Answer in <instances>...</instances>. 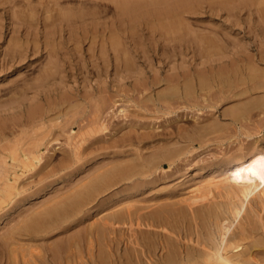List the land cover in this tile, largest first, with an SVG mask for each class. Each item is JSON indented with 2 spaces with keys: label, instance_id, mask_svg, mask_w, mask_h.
Wrapping results in <instances>:
<instances>
[{
  "label": "bare ground",
  "instance_id": "bare-ground-1",
  "mask_svg": "<svg viewBox=\"0 0 264 264\" xmlns=\"http://www.w3.org/2000/svg\"><path fill=\"white\" fill-rule=\"evenodd\" d=\"M31 1L32 0H30L29 2L31 3ZM114 1L116 2L115 6L113 7L115 8V10L112 11L111 9L110 10L108 9L109 11L112 12L111 13V15L113 16L112 23L109 20L107 24L105 23L106 21L102 22L98 17V15H96L95 13H88L86 16L80 15L79 17H74L72 13V9L75 6H73V8H69L71 5L68 4L69 7H66V6H62V4L59 3L60 5L58 4L59 5L58 7L56 5L57 2L55 3L57 8L54 6L53 7L48 6L51 4H48L49 2H46L48 5L45 4L47 6H44L42 13L44 14V16L41 15V18L35 15V11H34L35 9L33 8L32 11H34L35 16L34 17L32 16V18H28V17L26 18V16L20 15L18 19H16L14 18V14L13 16L11 14V22H9L10 25L9 27L8 25H6L8 28H10V31L12 33V34L10 33L11 35H9L10 38L8 37V40L3 39L4 33L2 31V28L4 27V24L0 22V82L3 81L2 78L9 76L13 72L23 74L24 68L27 67L32 68L34 65L38 64L37 67H35L38 68L37 69L38 71L35 74L32 75L27 74L24 77L19 75L22 78L19 79L17 82H14L13 85H10L6 88H1L4 85L0 87V220L6 219L9 215L15 213L17 210L21 208L23 204H25L24 202L26 200L25 179H26V175L29 174L30 170H35V172L33 173L34 175L38 176L37 178L33 176L35 179H33L32 181H34L35 184L38 185V188L34 190L32 193H30L31 194L30 197H31L35 194H40V192L44 188H46L47 185L52 184V187L55 188V185L59 183L57 182V180L61 179V181H66L69 175H74L78 170L82 169V167L85 166V163L88 160H90L91 158L90 154L91 155L94 154L93 148H98L99 152L100 153L102 152L103 155H105L104 151H102L101 149L104 150L105 148L106 150L108 148L107 150H109V148H112L115 150L116 149L115 147H117L116 152L118 153V155L115 157L116 159H111L110 161L108 157L109 162L105 161L107 163L104 162L105 164H100L94 169L89 168L88 171L83 175V177L81 178L79 177V179H77V182L71 187L69 186L68 188L61 189L60 191H57V193H54L50 198L44 200L41 204L37 205V207L30 210H25V213L19 219H17L16 223L13 224L10 229H8L4 234L0 236V240L3 241V244L6 249L5 254L7 258L4 262H1V264H53L54 262L50 263L48 261H38L35 258L31 260L27 256L29 254L25 256L26 257L25 260L24 257H22L23 260H19V255H20L19 253L20 252L24 253V247L26 246L25 245L26 243L24 244L19 240H17L18 236L19 235L21 236L24 232L40 234L42 233L43 230L46 231L47 229L52 228V226L54 225H63L64 222L68 227L69 224L66 222L68 220L69 221L73 220L75 218L73 216L77 214L79 210H81L82 206L88 200H90L92 196L95 195L97 197L98 195L96 194L100 193L101 195L102 194L101 192L104 191L103 190L104 187L108 188L107 186L112 184L118 185L120 182L124 180H126L125 185H122L125 186L122 189L124 195H133L134 193L140 191L144 192L150 190L151 192L149 194H147V192L144 193L141 192L142 194L140 196H137L139 194H137L136 196L134 195L137 204H135V202H132L133 201L132 200L131 204L128 203V205H126L125 203L124 204L125 206L122 205L124 207L121 206L122 203L117 205L114 204L113 206L110 207L102 206L105 201H108L107 199L115 200L118 197H120L121 193L120 190L117 188V190H115L116 197L111 194L110 196L103 195L104 197L102 198L100 197V199H98L99 202H97L98 204L96 205H100L101 207L100 214L98 215V217L95 215L97 220H95V216L94 218L91 217L94 220L93 222L90 220V222H92V224H90L91 226L94 224L96 225V223H99L97 225L98 227H100V231H105V232L110 229L115 230L118 226L119 227L117 229L120 230L121 228L120 226H122L123 223L128 224V225L125 224L124 225L131 230L130 232L128 229L126 230V232L127 231L130 232V233L128 232L129 234L128 242L129 244L133 243V245H131V248L134 249L135 262H133L132 259L134 255L132 256V258L130 255L132 249H130V247L127 245L124 253L125 260L123 261V264H264V133L258 136V138H254V139L252 138V140L249 139L251 141H249L248 143H246L245 140L246 138L245 139L243 138V140L240 139L241 142L239 143V148L237 150H233L231 154L229 152L228 153L225 152V154L222 156L216 155L215 158H213L207 163L205 162L199 163L198 165H196L194 173L192 174H189L188 173L189 171L188 172L182 171L184 167L179 171V168L183 166L180 165V167H178V172L181 173H179V175L176 176L178 177L176 179H178L179 182L172 184V180H173L172 179L171 183L163 182L162 184L161 182L159 183L158 186H156V184L160 182L159 180L162 178V177L160 178L162 172H160L161 175L158 176L157 173L159 171L158 172L156 171L160 170L158 168L162 169L161 166L163 165L164 160H167V162L170 165L168 167L170 168L173 165H175L177 162H179L183 154L189 153L193 156L199 155L197 151L199 150L202 151L200 149L201 147L199 148V146H203L204 143L205 146H207L209 144L207 143V141L210 139L208 137L209 134L215 132L216 130H219V127L225 126L224 122H221L220 120H216L217 122L215 123L214 126V124H208L203 122L200 123L201 122L200 121L199 122L200 125L198 126V128L195 127L196 129L192 130L193 132L190 130V128L189 130L191 132L188 130V128L182 125L180 126L178 125L179 127L175 128V130L173 131L175 135H173L172 133L168 134L173 139L176 138L175 142L178 145L175 146L174 148L171 145H170L171 147H168L166 145L167 146L166 148L160 151L152 152L149 155L148 153L147 155H144L143 154L144 151L142 153L140 147H139L140 154L134 152V153H127L125 155H121L122 152L127 151V148L129 149L131 146L127 147L126 150H124L125 149L124 147H126L127 145L129 146L130 145L129 143L131 142L135 143L133 142L134 141L133 139L134 136L132 135L133 132L128 131V129H124V131L127 130L128 132L127 131L122 132V134L120 133L119 135L113 134V136L114 135L116 136H114V138L112 137L113 140L109 141L108 144L106 143L107 145L104 144L105 140L104 141L101 140L103 139L101 138L102 136L100 137L97 136L96 133L98 131L102 132V129H105L108 125L107 123L109 122L108 120L109 118L107 119L108 122L106 120V116L108 115L107 112L108 109L106 108L113 106L112 101L110 100L113 97V95H111L112 94L111 93L110 94L111 98L106 99L108 96L106 92L110 91L109 90L110 86L106 85L107 84L106 83L107 81L105 80L106 78L105 79L103 78L101 80L98 79L96 84L93 85L91 84V89H87L89 85L86 83H88L87 81H89L90 79L92 80L93 77L95 78L104 77L103 76L104 74L106 73L108 74L110 72L114 73L115 76L120 78L127 76V74L129 75V77L130 76L134 77L136 81L135 80H134L135 82L132 81L133 84L131 89L125 91V89L122 88L121 86V88L117 89L116 91L117 94L116 93L115 94L117 96L118 94H120L119 96H121V94L125 93V94H129L130 96L132 92L129 91H133L134 94L140 93L142 94L141 96L143 97V99L148 102V106L150 101L153 102V104H155L156 107H158V110L156 109L157 111L163 110L166 113L168 112L167 111L168 108L166 109L165 107H163L164 104H161L162 102H164L163 99L169 100L168 97H171L170 101L172 102V99H174L172 97H175L176 100L180 98H185L184 94H182L180 91L179 93H177L176 89L180 87L183 77L185 80L186 78L188 80L189 76H188V72L185 70L179 68V71H177L178 62L176 65L169 66L170 63H173L171 61L172 59L166 60L168 61L167 64L171 70V72L169 73L167 72V74H165L166 73L165 72L163 75L161 74L160 76H158L155 74L157 72H155L154 74H148L146 72L145 74L146 76H144V74L141 75V73H145L146 71L145 67L138 62L136 56L138 54L150 55V53L153 51L156 52L155 54L159 53L161 56L167 55L170 57L172 56V54L176 55L188 51L187 49L189 42L188 40H186V38H188L186 36L190 35L188 33L191 32V29L189 27L190 23L188 24V20H187L188 13L191 14V12H195L198 5H201L200 0H114ZM210 1H211L210 6L212 5L214 7L213 10L215 9L216 6L217 7L220 6L219 8L224 7L225 9L227 8L229 13L234 15L235 17H238L241 11L243 10L245 11V8H250L251 13L253 12L258 13L257 18L258 17L259 18L257 21L258 24L257 25L255 24L256 29L264 32V0H210ZM23 2L25 1H22V3ZM40 2L41 1H39V3ZM39 3L36 4L40 5ZM25 4L26 3H23L24 6ZM208 4L207 7H209ZM35 8L37 9V7ZM39 10L40 8L38 9V11ZM20 12H22L21 14H25L26 8L22 9V11ZM202 13L203 12H201V14ZM229 13L228 16L230 15ZM218 14L217 16H219ZM29 16H31V14ZM241 17H243L242 14ZM201 23L203 24L202 21ZM204 23L206 24L205 21ZM250 25H251V21H250ZM214 26L216 27V25ZM212 30H214V28ZM64 31L69 32L70 40H73V42H71L66 46L62 45L63 44L62 40H60L61 42H59V36L62 35ZM194 32L195 31L191 33H193L194 35L195 34ZM198 32L201 31L198 30ZM231 33H233V31ZM204 34L207 35L206 36L202 35L200 37L197 36L199 37V39H197V44L193 45V47L194 48L196 47L197 51H200L203 55H205L204 57L207 58L206 64L209 70L211 68L213 69L216 68L217 70V74L219 75L218 81L220 84V91H221L217 102H219L220 104H225V103L228 104L230 100L236 99L237 101L236 104H233L234 105L233 107L228 108L224 106V109L222 110V114L224 116H230V118L232 117L231 118L232 124L230 123V125L232 126L234 123L237 124L240 121L244 122L245 119L247 120V118L250 120L252 109L253 108L256 109V107L259 108L256 115H260L262 118H264V67L262 65L264 63V46H262V44H259L258 42L256 48L255 47L251 48L248 45L246 47H243L242 44H239L241 41L237 43V41H233L227 38L226 37L227 32L224 35V37L218 35L220 39L209 36L208 35L209 33H206V31L204 32ZM221 34L223 36V33ZM85 40H88L91 43V44L89 43L91 46L88 48L89 49L88 56L83 55L84 51L81 50L82 48L81 43L84 42ZM178 41L182 42L180 46L177 43ZM64 48H66V50ZM46 54L47 57L45 60H43V57ZM73 54H76L77 56L81 54L82 60L79 61L78 63L74 62L72 58ZM158 59L159 58H157V60ZM75 68H77V71L79 70L80 73L83 74L81 75L84 76L83 79L84 85H80V86H83L85 89H81L80 87L73 86L74 92L64 93L58 101L50 100L49 98L55 95L57 91H59L60 85L62 83L67 82L64 80L65 78L63 73H67L68 70L70 69L73 70ZM204 68L206 67L204 66ZM92 74H94L93 77ZM195 74L197 75V73ZM70 75H72V73ZM197 77H199L200 79L201 82L200 84L204 85L203 82L205 78L207 79V74L200 73L197 75ZM94 80L96 79H93V81ZM162 81H166L167 84L174 85V86L172 85V88L175 91L170 96L167 95L166 92L164 91L167 89L164 90L162 89L153 93L152 89H154V86H156V84L158 83H161ZM75 82L77 81H74V83ZM7 83H11V81H8ZM186 84L187 85L189 84L188 81ZM164 86L161 87L164 88ZM114 87L115 86H113L112 88ZM194 89L195 88H193V90ZM184 93H186V91ZM209 93H211V91ZM185 95H187V93ZM118 98L115 100L112 98V100L116 102V100L117 101L119 100ZM46 99L48 101L43 102V100ZM204 99L202 101L206 102L204 101ZM106 100H110L111 103L109 101L108 102L112 105L109 104L110 105L109 106ZM27 101H30L28 108L25 107ZM170 101L168 103H170ZM115 102L114 104H116ZM121 102L120 104H122ZM132 102L133 101H131V105ZM177 102H180V100H178ZM173 103H175V101H173ZM117 104L116 106L119 107V104L118 105ZM165 104L169 105L167 104V102H165ZM128 105H130V103ZM143 105H146L145 102L143 103ZM158 105H161V107H159ZM177 105H179V103ZM133 106L134 103L132 105V108ZM183 106H185V104ZM152 108H154V106ZM136 109L137 106H135V108L132 109V111ZM138 109L142 110L141 107H139ZM130 110L131 109H129L128 106L123 111H127V112L129 111L128 113H130ZM105 111L107 112V114H105L106 113ZM206 111L208 110L206 109ZM112 112H114V108ZM114 113L116 114L115 117L117 116L118 118L119 117L118 115H120L121 117L122 113L117 114L116 111ZM138 114L136 115L138 116ZM158 114L161 113L159 112ZM150 115L153 116V114ZM155 115L157 116V114ZM111 116H112L111 121L113 122L114 115L111 114ZM131 116L130 119H134L133 114ZM186 116L188 115L186 114ZM260 116H258V118ZM170 117H172V114ZM170 117H168V119ZM195 117L194 119L197 118ZM130 119H128L127 121H129ZM150 119L151 118H149V120ZM162 119L166 120L167 116L166 118H162ZM170 119L174 120L173 118ZM154 120L153 121L150 120L153 126L155 125ZM180 120H182V118ZM132 121L135 120H131L129 122L131 123ZM141 121H136V123ZM114 122L118 123L117 121ZM151 122H148V124L150 123L149 125H151ZM175 122L177 123L176 120ZM162 123L161 126L163 125ZM112 124L110 125V127L108 125V128H112L113 127ZM139 124L137 123V125ZM116 125L119 126L118 124ZM124 125L125 124H123V126ZM143 125L144 124L142 123L141 126ZM169 125H171V123H169ZM227 125L230 126L226 121V131L228 127ZM242 125L244 124L242 123ZM262 125L263 124H261V126ZM128 126L132 127V125L130 124H128ZM58 128H60V131H58L59 130ZM144 128H142V130H144ZM107 130L106 131L109 133V129ZM114 130L112 129V131ZM116 130H118V128ZM106 131L102 133L105 134L107 133ZM135 131H137V129ZM229 131L230 130H228V132ZM64 132H67L66 138H67L68 149L67 150L65 149L64 152L62 151L63 152L62 155L60 154V156H56L57 154L51 151V149H54L55 145L54 147H50L51 146L50 143L53 144L52 143L53 141L59 140L60 135L63 134ZM117 132L118 131H116V133ZM166 132L167 131H165L164 133ZM218 132H219L218 135H220V131ZM153 134L154 133H152V135ZM238 134L236 132L237 138L240 137V135ZM246 134L247 137L252 136L250 132L249 133L247 132ZM63 135H65V133ZM136 136L138 137V140L141 141L142 143H144L143 142L144 139L146 140V138L150 137L147 136V134L145 133H141V131ZM164 136L166 135L164 134ZM103 137L104 139L107 140L106 136L103 135ZM210 137H212V135ZM216 142L218 144L219 143L221 144V142L219 141ZM142 143L140 144L142 145ZM140 144L139 146H141ZM137 145L138 144H136V146ZM197 147L199 148V150L196 151ZM153 149L149 151H152ZM206 149L207 147L205 148V150ZM193 150L197 152V153L195 152L197 155H194L195 153L193 154L190 153L191 151L193 152ZM49 151H51L52 153L51 152L49 153ZM55 151L57 150L55 149ZM199 156H201V154ZM190 162L194 163V160L193 162L192 160ZM187 165H185V167ZM70 168L72 169L71 171L70 170L66 171L67 169ZM62 171L63 173H61ZM155 172H156L155 175L158 177L156 176L151 177V175H154ZM170 173L174 174L175 172L172 173L170 171ZM168 175L172 177V175L170 174ZM185 175H187L186 178L180 180ZM166 176L164 177L167 178ZM42 187L44 188L42 189ZM146 187H148L149 190H147ZM110 191H112V189H110ZM86 226L87 225H85V227ZM85 229L88 228L86 227ZM72 230L74 231V229ZM92 231L93 230H91V232ZM100 237L101 239H103L102 236ZM90 240L87 242H90ZM93 241L92 243H94ZM116 241L114 240V242ZM92 243H91L92 247L90 248L91 251H93L92 248L94 246L92 245ZM87 246L88 248L90 247L89 245ZM98 246L102 247L105 245L102 246L98 245ZM73 247L72 244L71 245L67 244L65 246H62V249L65 251L67 257L66 259L64 258L65 260L59 259V261L56 263L74 264L75 262L72 261V253H73V249L75 248ZM107 247L109 248V246ZM113 247L116 248V246ZM53 248H54L53 249L54 254L58 256L61 250L60 247L55 246ZM103 249H105V247ZM100 250L101 249H99L98 251L100 252ZM31 251L34 250H32L31 248V250L28 252L31 253ZM39 251L40 248L36 249L35 253L40 254ZM105 253H106V249H105ZM77 254H79V252H77ZM30 255L33 258L32 254ZM106 255H108V253H106ZM21 256L23 255L21 254ZM41 257L42 256H40V258ZM92 257L93 255L91 256V258ZM101 257H103L102 254Z\"/></svg>",
  "mask_w": 264,
  "mask_h": 264
},
{
  "label": "rangeland",
  "instance_id": "rangeland-1",
  "mask_svg": "<svg viewBox=\"0 0 264 264\" xmlns=\"http://www.w3.org/2000/svg\"><path fill=\"white\" fill-rule=\"evenodd\" d=\"M6 0H2V1H0V22H2L3 24H4V27L2 28V31H3V33H4V37H3V39L4 40H8V37L10 38V36L9 35H11L12 33H11V31H10V28H8L9 27V25H10V23L9 22H11V14H12V16H13V14H14V18H16V19H18V17L21 15H24V16H26V18L28 17V18H32V16L34 17L35 15L36 16H38L39 18H41V15H43L44 16V14H42L43 13V8H44V6H47L48 4H51V5H48V6H51V7H56L57 8V6L59 7V5L60 4H62V6H66V7H69V5H71L69 8H73V6H75L73 9H72V13H73V16L74 17H79L80 15H84V16H86L88 13H95L96 15H98V17L100 18V20L102 21V22H105L106 24H107V22H109V20H110V22L112 23V18H113V16L111 15V11H109L110 9L113 11V10H115V8H113L114 6H115V4H116V2L114 1V0H44V1H42V0H39V1H41L40 3H39V1H37V0H34V3L36 2V3H39L40 5H38V4H34L33 3V0L31 1V3L28 1V0H19V1H14V0H7L6 2H5ZM10 1V2H9ZM14 1V2H13ZM20 1H21V3H20ZM22 1H25V2H23V3H26L25 4V6L23 5V3H22ZM55 1V2H54ZM59 1V2H58ZM74 1V2H73ZM85 1V2H84ZM88 1V2H87ZM102 1V2H101ZM105 1V2H104ZM109 1H110V4H109ZM201 1V5H198V7H199V9H198V7H197V9H196V11L195 12H191V14L190 13H188V24H189V27H190V29H191V32H193V31H195L194 33V35H193V33H188V34H192L191 36L190 35H188V36H186V37H188V38H186V40H188V51H185V53H180V54H172V56H165V55H160L159 53H157V54H155L156 52H151L150 53V55H142V54H136L137 56H136V59L138 60V62L139 63H141L144 67H145V73H141V75H143L144 74V76H146L145 74H146V72L148 73V74H154L155 72H157V73H155L156 75H158V76H160L161 74L163 75L165 72V74H167V72L169 73V72H171V70H170V68H169V66L170 65H176L177 64V62H178V64H177V67H178V70L177 71H179V68L180 69H182V70H185V71H187L188 72V80H187V78H186V80L188 81V85L186 84L187 83V81L184 79V77H183V80H182V82H181V85H180V89L178 88V89H176V91H177V93H179V91L182 93V94H184V96H185V98H180V99H177L176 100V98L175 97H172V98H174V99H172V102L170 101V98L171 97H168L169 98V100H167V99H163L164 100V102H162L161 104H164V106L163 107H165L166 109H167V113L165 112V111H157L158 110V107H156L155 106V104H153V102H150L149 101V106H148V102L147 101H145L144 99H143V97L141 96L142 94H140V93H136V94H134V92L133 91H129V92H132V94H130V96H129V94H125V93H123V94H121V96H119L120 94H118V96L116 95L117 94V89L118 88H121V86H122V88H124L125 89V91H128V89H131L132 88V81L133 82H135L136 80H135V78L134 77H129V75L127 74V76H125V77H123V78H120V77H117V76H115L114 75V73H112V72H110V73H106V74H104L103 76L104 77H93V75L94 74H92V77H93V79H96V80H94L93 81V79L91 80H89V81H87L88 83H86V84H88L89 86L87 87V89H91V84L93 85V84H96L97 83V81H98V79H105L107 82V84L106 85H109L110 87V91H108V92H106V94L109 96H107V98L106 99H108V98H111V96H110V94L111 95H113V99L115 100V99H117L118 97H122L121 99L120 98H118L119 100L117 101L116 100V102L114 101V100H112V98L110 99L111 101H112V104H113V106H111V107H109L110 105H112V104H110L111 102H110V100H106L107 102H108V105L109 106H107V107H109V108H106V109H108V115L106 116V120L108 119L109 120V122L111 121V119H112V116H111V114L112 115H114V117H113V119H114V121H117L118 123H115L114 121L112 122H108V120H107V122H105V123H107L108 125H109V127H110V125L112 124V128H108V125H107V127L105 128V129H102V132H105L107 129H109V133L107 132V133H105V134H103L102 132H100V131H98L96 134H97V136H102L101 138H103V139H101V138H99V139H101V140H105L104 141V144H108L109 143V141H111V140H113V138H114V136H116L117 134L119 135L120 133L122 134V132H126L127 130H125L124 131V129H128V131H132L133 133H132V135L134 136V141L133 142H135V143H129L130 145L128 146H126V147H124L125 149L124 150H126V148L127 147H132V149H131V147L128 149L127 148V151H124V152H122V154L121 155H125V154H127V153H134V152H137V153H139L140 154V150H141V152L143 153V151H144V155H147V153H148V155L150 154V153H152V152H156V151H160V150H162V149H164V148H166L167 146L168 147H175V146H177L178 144L175 142L176 141V138H172V137H170V135H168V134H173V135H175L174 133H173V131L175 130V128H178L180 125H182V126H184V127H186V128H188V130H189V128H190V130L192 131V130H194V129H196V128H198V126L200 125L199 124V122L200 123H208V124H214V126H215V123L217 122L216 120H220L221 122H224V124H225V126H221V127H219V130H216L215 132H213V133H211V134H209V140L207 141V143H209L207 146H205V143H204V145L203 146H199V148L202 150V151H200L199 150V148L197 147V149H196V151L197 150H199V151H197L198 152V154L200 155L201 154V156H199V155H197L196 153V151H194L193 150V152L191 151L190 153H195L194 155H197V156H193V155H191V154H189V153H186V154H183L182 155V158L179 160V162H177L175 165H173L172 167H168V166H170L169 165V163L167 162V160H164L163 161V165L161 166L162 167V169L161 168H158V169H160V170H157L156 172H158L157 173V175L158 176H160L161 174V176H160V182H158V184H156V186H158L159 185V183H161L162 182V184H163V182L164 183H168V182H170L171 183V180H172V184L173 183H177V182H179V180L178 179H176V178H178V177H176V176H178L179 175V173H181V172H178V167H180V165H183V166H181V168H179V171H180V169H182L183 167V170L182 171H185V172H188L189 174H192V173H194V170H195V167H196V165H198L199 163H207V162H209L210 160H212L213 158H215V156L216 155H220V156H222V155H224L225 154V152H229L230 154H231V152L233 151V150H237L238 148H239V143L241 142L240 141V139H242L243 140V138L246 140V143H248L249 141H251L252 140V138L254 139V138H258V136H260V135H262L263 133H264V118H262L260 115H256V113H257V111L259 110V108L258 107H256V109L255 108H253L252 109V114H251V118H250V120L247 118V120L245 119V121L244 122H238L237 124H233V126L232 125H230V123H231V118H230V116H224L223 114H222V110L224 109V106L225 107H233L234 105L233 104H236L237 103V101H236V99L234 100H230L229 102H228V104L227 103H225V104H220L219 102H217V100L219 99V96H220V93H221V91H220V84H219V81H218V77H219V75L217 74V70H216V68L215 69H213V68H211L210 70L208 69V67H207V64H206V60H207V58L206 57H204L205 55H203L200 51H197V49H196V47L194 48L193 47V45H196L197 44V39H199V37L200 36H202V35H207V34H204V32L206 31V33H209L208 35L209 36H212L213 38H218V39H220L219 38V36H221V37H224V35L226 34V32H227V34H226V37L227 38H229L230 40H233V41H237V43L239 42V41H241L239 44H242L243 45V47H246L247 45L248 46H250L251 48L253 47H257V45H258V42H259V44H262V46H264V32H262V31H259V30H257L256 29V26H255V24L257 25L258 23H257V21H258V18H257V14L258 13H256V16H255V13L253 12V13H251V10H250V8H245V11L243 10V11H241L239 14L240 15H238V17H235L234 15H232V14H230L229 13V11H228V9L226 8H224V7H222V8H219L220 6H216L215 7V9L213 10V6L211 7L210 6V3H211V1L210 0H200ZM2 2V3H1ZM16 2V3H15ZM18 2V3H17ZM46 2H49L48 4L46 3ZM51 2V3H50ZM54 2V3H53ZM57 2V3H56ZM66 2V3H65ZM71 2H72V4H71ZM76 2V3H75ZM78 2V3H77ZM206 2V3H205ZM209 4H208V3ZM7 3V4H6ZM29 3V4H28ZM55 3H56V5H55ZM60 3V4H59ZM84 3V4H83ZM91 3H93V4H91ZM114 3V4H113ZM13 6H12V5ZM44 4V5H43ZM45 4H47V5H45ZM52 4H54V5H52ZM59 4V5H58ZM69 4V5H68ZM80 4V5H79ZM97 4H99V5H97ZM207 4H208V6L210 7H207ZM10 5V6H9ZM18 5V6H17ZM22 5V6H21ZM27 5V6H26ZM78 7H77V6ZM90 5V6H89ZM92 5V6H91ZM104 5V6H103ZM112 5V6H111ZM206 5V6H205ZM16 6V7H15ZM19 6H20V8H19ZM31 6V7H30ZM87 6V7H86ZM97 6H98V9H97ZM5 7V8H4ZM22 7H24V8H22ZM28 7V8H27ZM35 7H37V9L35 8ZM102 7V8H101ZM15 8H16V10L18 9L19 10V12H18V10L16 11L15 10ZM26 8V13L25 14H21L22 12H20V11H22V9H25ZM32 8L33 9H35L34 11H35V15H34V11H32ZM40 8V10L38 11V9ZM78 8V9H77ZM86 8V9H85ZM100 8V9H99ZM203 8V9H202ZM217 8V9H216ZM10 11H9V10ZM12 9H13V11H12ZM29 9V10H28ZM90 9H91V11H90ZM109 9V10H108ZM207 9H209V10H207ZM222 9V10H221ZM223 9H225V10H223ZM27 10H28V12H27ZM97 10V11H96ZM101 10V11H100ZM2 11V12H1ZM29 11H32V12H29ZM75 11V12H74ZM77 11V12H76ZM209 11H211V12H209ZM247 11V12H246ZM248 11H249V14H248ZM11 12V13H10ZM37 12V13H36ZM80 12V13H79ZM85 12V13H84ZM201 12H203L202 14H201ZM215 12V13H214ZM216 12H217V14L219 15V16H217V14H216ZM227 12V13H226ZM31 14V16H29L30 14ZM195 13H197V14H195ZM228 13L230 14L229 16H228ZM19 14V15H18ZM29 14V15H28ZM74 14H76V15H74ZM213 14V15H212ZM216 14V15H215ZM223 14V15H222ZM241 14L243 15V17H241ZM195 15V16H194ZM104 16V17H103ZM112 16V17H111ZM205 16V17H204ZM222 16V17H221ZM240 16V17H239ZM251 16V17H250ZM199 17V18H198ZM211 18V19H209V18ZM247 17V18H246ZM256 17V18H255ZM190 18H191V20H190ZM196 18V19H195ZM234 18V19H233ZM236 18V19H235ZM249 18V19H248ZM209 19V20H208ZM232 19V20H231ZM239 19V20H238ZM245 19V20H244ZM255 19H257V20H255ZM206 22V24L204 23V21ZM236 20V21H235ZM239 22H238V21ZM194 22V23H192V22ZM195 21H198V22H195ZM201 21L203 22V24L201 23ZM250 21H251V25H250ZM209 22H211V23H209ZM241 22V23H240ZM195 23H196V25H195ZM217 23V24H216ZM235 23V24H234ZM198 24V25H197ZM202 26H201V25ZM248 24V25H247ZM6 25H8V27L6 26ZM210 25V26H209ZM212 25V26H211ZM214 25H216V27L214 26ZM236 25V26H235ZM191 26H192V28H191ZM195 26H196V28H195ZM209 28H208V27ZM252 26V27H251ZM195 29H194V28ZM210 27H212V28H210ZM219 27V28H218ZM229 27V28H228ZM198 28H200V29H198ZM214 28V30H212ZM220 28H221V30H220ZM228 28V29H227ZM209 29V30H208ZM211 29V30H210ZM217 29V30H216ZM246 29V30H245ZM198 30L199 31H201V32H198ZM225 30H227V31H225ZM204 31V32H203ZM209 31V32H208ZM217 31V32H216ZM224 31V32H223ZM233 31V33H231ZM212 34H211V33ZM11 33V34H10ZM20 33V32H19ZM200 33V34H199ZM221 33H223V36H222V34ZM256 33V34H255ZM263 35H262V34ZM18 34V33H17ZM211 34V35H210ZM216 35H217V37H216ZM219 35V36H218ZM241 35V36H240ZM244 37H243V36ZM253 35V36H252ZM256 35V36H255ZM6 36V37H5ZM65 36V37H64ZM193 36V37H192ZM195 36H196V38H195ZM197 36H199V37H197ZM239 37V38H237V37ZM190 37V38H189ZM259 37V38H258ZM235 38V39H234ZM257 38V39H256ZM260 39V40H259ZM60 40H62L63 42V44L62 45H68V44H70L71 42H73V40H70V33L69 32H67V31H64L63 32V34L62 35H60L59 36V42H61ZM192 41V42H191ZM243 41V42H242ZM184 42V41H183ZM90 41H88V40H85L84 42H82L81 43V50L82 51H84L83 52V55H85V56H88V51H89V47L91 46L90 44ZM178 43V45L180 46L181 44H182V42L181 41H178L177 42ZM257 43V44H256ZM87 45H89V46H87ZM189 45H190V47H189ZM184 46V45H183ZM187 47V46H186ZM185 47V48H186ZM65 50H66V48H64ZM88 49V50H87ZM87 50V51H86ZM195 50V51H194ZM190 52H192V53H190ZM200 53V54H199ZM189 54V55H188ZM194 55V56H193ZM82 55L80 54V55H76V54H73L72 55V58H73V60H74V62H76V63H78L79 61H81L82 60V57H81ZM165 56V57H164ZM199 56V57H198ZM45 57V58H44ZM43 57V60H45L46 59V57H47V54L45 55ZM78 57V58H77ZM142 57V58H141ZM146 57V58H145ZM152 57V58H151ZM157 58H159L158 60H157ZM170 58V59H169ZM202 58V59H201ZM172 59V60H171ZM199 59V60H198ZM146 60H147V62H146ZM166 60H171L173 63H170L169 64V66H168V64H167V62L168 61H166ZM186 61V62H185ZM164 62H165V65H164ZM189 62V63H188ZM149 64V66H148V64ZM183 63V64H182ZM198 63V64H197ZM199 63H200V65H199ZM151 64V65H150ZM163 64V65H162ZM186 64V65H185ZM188 64V65H187ZM196 64V65H195ZM38 65V64H37ZM37 65H34L32 68H29V67H27V68H24L23 69V74L21 73V74H19V73H17V72H13V73H11L9 76H7V77H4V78H2L3 79V81L2 82H0V87L2 86V85H4V86H2L1 88H6V87H8V86H10V85H13V83L14 82H17L19 79H21L22 77H24L25 75H27V74H30V75H32V74H35L38 70V68H35V67H37ZM263 65V67H264V63L262 64ZM197 66V67H196ZM204 66L206 67V68H204ZM154 67H155V69H154ZM159 67V68H158ZM189 67V68H188ZM196 67V68H195ZM166 68V69H165ZM28 69V70H27ZM85 69V68H84ZM167 69H168V71H167ZM204 69H206V70H204ZM26 70V71H25ZM189 70V71H188ZM199 70V71H198ZM31 71V72H30ZM72 73V75H70L71 73ZM79 71V70H78ZM77 71V68H75V69H70V70H68L67 71V73H63L64 74V80L65 81H67L66 83H62L61 85H60V87H59V91H57L56 93H55V95H53L52 97H50L49 99L50 100H53V101H58L61 97H62V95L64 94V93H72V92H74L73 91V86H75V87H80L81 89H85L83 86H80V85H84V83H83V79H84V76H82L83 74L82 73H80V71L78 72ZM153 71V72H152ZM28 72V73H27ZM184 72V71H183ZM208 72V73H207ZM24 73H26V74H24ZM78 73V74H77ZM195 73H197V75L198 74H200V73H202V74H207V79L205 80L204 79V85L203 84H200L201 82H200V79H199V77H197V75L195 74ZM211 73V74H210ZM67 74V75H66ZM82 74V75H81ZM209 74V75H208ZM213 74V75H212ZM19 75H21L22 77H20ZM65 75H66V77H65ZM136 75V74H135ZM190 75H192V76H190ZM212 75V76H211ZM217 75V76H216ZM71 76V77H70ZM108 76V77H107ZM9 77V78H8ZM17 77V78H16ZM91 77V78H92ZM69 78H71V79H69ZM109 78V79H108ZM134 78V79H133ZM151 78H153V77H151ZM150 78V79H151ZM215 78V79H214ZM82 81H81V80ZM199 79V80H198ZM69 80V81H68ZM77 81V82H75L74 83V81ZM135 80V81H134ZM152 80V79H151ZM191 80V81H190ZM5 81H11V83H7V82H5ZM64 81V82H65ZM186 81V82H185ZM94 82V83H93ZM114 82V83H113ZM119 82V83H118ZM211 82V83H210ZM72 83V84H71ZM74 83V84H73ZM78 83V84H77ZM82 83V84H81ZM183 83V84H182ZM114 84V85H113ZM123 84V85H122ZM126 85V87H125V85ZM191 84V85H190ZM78 85V86H77ZM159 85V86H158ZM164 85H166V86H164ZM172 85L173 84H167V82L166 81H162L161 83H158V84H156V86H154V89H152V91H153V93H155V92H157V91H159V90H164V89H167V90H164L165 92H166V94L167 95H171L172 93H174V91L175 90H173V88H172ZM185 87H183V86ZM195 85V86H194ZM198 85V86H197ZM203 85V86H202ZM209 85V86H208ZM113 86H115L114 88H112ZM164 86V88H162V87ZM174 86V85H173ZM188 86H190V87H188ZM193 86V87H192ZM201 86H202V88H201ZM205 86V87H204ZM62 87V88H61ZM157 87V88H156ZM207 87V88H206ZM211 87V88H210ZM184 88V89H183ZM193 88H195L194 90H193ZM206 88V89H205ZM172 89V90H171ZM187 89H188V91H189V93H188V91H187ZM198 90H199V92H198ZM202 92H201V91ZM214 90V91H213ZM186 91V93H187V95H185L186 93H184ZM193 93H192V92ZM206 91V92H205ZM211 91V93H209ZM110 92V93H109ZM201 92V93H200ZM116 93V94H115ZM192 93V94H191ZM200 93V94H199ZM207 93H209V94H207ZM105 94V95H106ZM134 94V95H133ZM139 94V95H138ZM191 94V95H190ZM196 94V95H195ZM212 94H213V96H212ZM132 95V96H131ZM203 95H204V97H205V95H206V97H205V99H204V97H203ZM126 96V97H125ZM136 97V99H135V97ZM139 96V97H138ZM187 96V97H186ZM133 97V98H132ZM141 97V98H140ZM188 97H190V98H188ZM191 97H193L194 98V100H193V98H191ZM196 97V98H195ZM208 97H210V98H208ZM212 97V98H211ZM216 97V98H215ZM56 98V99H55ZM123 98H124V100H123ZM139 98V99H138ZM128 99V100H127ZM132 99V100H131ZM141 99V100H140ZM188 99V100H187ZM198 99V100H197ZM201 99V100H200ZM204 99V101H206V102H203L202 100ZM37 100V99H36ZM129 101V102H127V101ZM137 100V101H136ZM148 100V99H147ZM178 100H180V102H177ZM182 100V101H181ZM197 100V101H196ZM211 100V101H210ZM40 101V100H39ZM45 101H48L47 99L46 100H43V102H45ZM122 103V104H120V102ZM127 103H126V102ZM131 101H133L132 102V105H133V103H134V106H133V108H132V105H131ZM140 101V102H139ZM141 101H144L145 102V104L146 105H143V103L144 102H141ZM170 101V103H168ZM173 101H175V103H173ZM114 102L117 104H119V107L118 106H116V104H114ZM125 102V103H124ZM165 102H167V104H169V105H166L165 104ZM193 102V103H192ZM214 102V103H213ZM130 103V105H128ZM152 103V104H151ZM179 103V105H177ZM182 103V104H181ZM207 103H209V104H207ZM211 103V104H210ZM217 103V104H216ZM220 105H219V104ZM29 104H30V101H27V103H26V108H28V106H29ZM117 104V105H118ZM123 104H125V105H123ZM185 104V106H183ZM227 104V105H226ZM232 104V105H231ZM122 105H123V107H122ZM127 105V106H126ZM140 105V106H139ZM176 105V106H175ZM180 105H182V106H180ZM229 105V106H228ZM117 108H116V107ZM129 106V109H131L130 110V113H128L127 111H123L124 109H126L127 107ZM130 106H131V108H130ZM135 106H137V109L136 110H138V111H136V110H133L132 111V109H134L135 108ZM146 106H148V107H146ZM154 106V108H152ZM159 107H161V105H158ZM169 106H172V107H169ZM178 106H180V107H178ZM114 108V112L116 111L117 112V114L118 113H122L121 114V117H120V115H118L119 117L117 118V116L115 117V113L114 112H112L113 111V108ZM139 107H141V109L142 110H139L138 108ZM178 107V108H177ZM182 107V108H181ZM212 109H211V108ZM222 107V108H221ZM116 108V109H115ZM122 108H124V109H122ZM164 108V109H165ZM215 108V109H214ZM258 108V109H257ZM112 109V110H111ZM119 109H122V110H119ZM157 109V110H156ZM187 109V110H186ZM188 109H189V111H188ZM190 109H192V110H190ZM206 109L208 110V111H206ZM212 111H211V110ZM111 112H110V111ZM119 110V111H118ZM128 110V109H127ZM144 110V111H143ZM150 110V111H149ZM182 110V111H181ZM184 110H186V111H184ZM194 110H196V111H194ZM256 110V111H255ZM105 111V112H106ZM122 111V112H121ZM137 113H136V112ZM141 111V112H140ZM154 111V112H153ZM178 111H180V112H178ZM188 111V112H187ZM107 112L105 113V114H107ZM127 114H125V113ZM138 112H139V114H138ZM143 112V113H142ZM155 112H157V113H155ZM161 113V114H158V113ZM177 112V113H176ZM182 112V113H181ZM187 112V113H186ZM199 114H198V113ZM213 112V113H212ZM217 112H219V113H217ZM109 113H111V114H109ZM141 113H142V115H141ZM145 113V114H144ZM162 113H163V115H162ZM179 113H180V115H179ZM191 113V114H190ZM133 114V118L134 119H130L132 116L131 115ZM136 114H138V116L136 115ZM144 114V115H143ZM147 114H153V116H149V115H147ZM155 114H157V116L158 115H161V116H156ZM165 114H167V115H165ZM171 114H172V117H170L171 116ZM176 114V115H175ZM178 114V115H177ZM181 114H183V115H181ZM186 114L188 115V116H186ZM201 114V115H200ZM204 114H206V115H204ZM131 117H130V116ZM169 115V116H168ZM195 115H196V117H195ZM198 115V116H197ZM213 117H212V116ZM111 116V117H110ZM127 116V117H126ZM129 116V117H128ZM156 116V117H155ZM166 116H167V119H168V117H170V118H173L174 120H171L170 118L167 120H165V119H162V118H166ZM177 116V117H176ZM183 116H184V119H183ZM203 118H202V117ZM210 116V117H209ZM256 116V117H255ZM258 116H260L259 118H258ZM143 117H144V119H145V121H144V119H143ZM151 118L150 120L151 121H153L154 119H156V120H154V123H155V125L153 126L152 125V122L149 120V118ZM155 117V118H154ZM176 119H175V118ZM194 117L196 118V119H194ZM116 118V119H115ZM136 118V119H135ZM140 118V119H139ZM154 118V119H153ZM182 118V120H180ZM200 120H199V119ZM207 118V119H206ZM253 118V119H252ZM258 118V119H257ZM128 119H130L129 121H131V120H135V121H132L131 123L129 122V121H127ZM139 119V120H138ZM179 119V120H178ZM202 119H203V121H202ZM258 120V122H257V120ZM262 119V120H261ZM105 120V121H106ZM119 120V121H118ZM126 120V121H125ZM141 120H143V121H141ZM175 120L177 121V123L175 122ZM194 120H195V122H194ZM249 120V121H248ZM121 121V122H120ZM136 121H141L144 125L143 126H141L142 125V123L141 122H137L138 124L139 123H141V124H139V125H137V123H136ZM159 121V122H158ZM161 121V122H160ZM171 121V122H170ZM172 121H173V123H172ZM179 121V122H178ZM196 121H198V122H196ZM226 121H227V123L230 125V126H228L227 127V131H226ZM252 121V122H251ZM260 121V122H259ZM121 124H120V123ZM123 122H125V123H123ZM126 122H129V123H126ZM146 124H145V123ZM148 122H151V125H149L148 124ZM163 122V123H162ZM165 122V123H164ZM190 122V123H189ZM246 122V123H245ZM248 122V123H247ZM254 122H256V123H254ZM115 123V124H114ZM133 123H135V124H133ZM153 123V124H154ZM160 123V124H159ZM161 123L164 125H162L161 126ZM169 123H171V125H169ZM242 123L244 124V125H242ZM116 124H118L119 126H117ZM123 124H125L124 126H123ZM126 124H127V126H126ZM128 124H130V125H132V127H129L128 126ZM168 124V125H167ZM232 124V123H231ZM240 124H241V126H240ZM249 124V125H248ZM261 124H263L262 126H261ZM116 125V126H115ZM121 125V126H120ZM157 125H158V127H157ZM167 125V126H166ZM179 125V126H178ZM237 125V126H236ZM247 125V126H246ZM133 126H134V128H133ZM137 126H139V127H137ZM149 128H148V127ZM115 127H117L118 128V130H116L117 128H115ZM122 129H121V128ZM124 127V128H123ZM144 127H146V128H144ZM152 127V128H151ZM154 127V128H153ZM156 127V128H155ZM169 127V128H168ZM196 127V128H195ZM223 127H224V130H223ZM231 129H230V128ZM234 127V128H233ZM241 127V128H240ZM243 127V128H242ZM245 127V128H244ZM248 127V128H247ZM140 128H141V130H140ZM142 128H144V130H142ZM148 128V129H147ZM167 128V129H166ZM250 128V129H249ZM261 128V129H260ZM59 130L58 131H60V128H58ZM112 129L114 130V131H112ZM121 131H120V130ZM137 129V131H135ZM139 129V130H138ZM156 129H157V131H156ZM160 129V130H159ZM242 129V130H241ZM245 131H244V130ZM257 129V130H256ZM151 130V131H150ZM156 132H154V131ZM164 130V131H163ZM189 130V131H190ZM213 130H215V129H213ZM228 130H230L229 132H228ZM236 130V131H235ZM248 130V131H247ZM254 130V131H253ZM116 131H118L117 133H116ZM127 131V132H128ZM135 131V132H134ZM141 131V133H145V134H147V136H150L149 138H146V140L144 141L143 140V142L144 143H142L141 141H139L138 140V137L136 136L139 132ZM142 131H145V132H142ZM147 131V132H146ZM159 131V132H158ZM161 131V132H160ZM163 131V132H162ZM165 131H167L166 133H164ZM170 131V132H169ZM190 131V132H191ZM218 131H220V135H218L219 134V132ZM244 131V132H243ZM63 132V131H62ZM111 132H112V134H111ZM137 132V133H136ZM193 132V131H192ZM218 132V133H217ZM223 132H226V133H223ZM236 132H237V134L238 133H240V134H238V135H240V137H242V138H240V137H238L237 138V135H236ZM251 133V135L252 136H246L247 134L246 133ZM254 132H256V133H254ZM65 133V135H63ZM63 134H61L60 135V139L59 140H56V141H53L52 143L53 144H51L50 143V147H54V145H55V147H54V149H51V151L53 152V153H55V154H57L56 156H60V154L62 155L63 154V152L65 151V149L67 150L68 149V145H67V132H64ZM99 133V134H98ZM136 133V134H135ZM152 133H154L153 135H152ZM158 133V134H157ZM167 136V137H169V138H167L166 136H164V134ZM222 133H223V135H222ZM230 133V134H229ZM253 133V134H252ZM100 134H103L104 136H106L107 137V140L106 139H104V137H103V135H100ZM107 134V135H106ZM111 134V135H110ZM113 134H116V135H114L113 136ZM214 134H217V135H214ZM232 134H233V136H232ZM245 134V135H244ZM157 135H158V137H157ZM212 135V137H210ZM214 135V136H213ZM52 136V135H51ZM63 136V137H62ZM96 136V137H97ZM161 136V137H160ZM235 136H236V138H235ZM246 136V137H245ZM105 137V138H106ZM110 137V138H109ZM113 137V138H112ZM165 137V138H164ZM175 137V136H174ZM63 138V139H62ZM66 138V139H65ZM171 138V139H170ZM222 138V139H221ZM234 138V139H233ZM96 139V138H95ZM140 139V138H139ZM156 139H157V141H156ZM164 139V140H163ZM233 139V140H232ZM236 139V140H235ZM249 139H251V140H249ZM64 140V141H63ZM138 140V141H137ZM154 140V141H153ZM226 140V141H225ZM244 140V141H245ZM248 140V141H247ZM107 141V142H106ZM151 141V142H150ZM153 141V142H152ZM163 141V142H162ZM216 141H219V142H221V144L219 145ZM225 143H224V142ZM55 142H58V143H55ZM59 142H60V144H59ZM61 142H62V145H61ZM64 142V143H63ZM155 142H157V143H155ZM162 142V143H161ZM174 142V143H173ZM140 143H142V145L140 144ZM160 143V144H159ZM165 143V144H164ZM206 143V144H207ZM235 143V144H234ZM245 143V142H244ZM67 146H66V145ZM106 144V145H107ZM135 144V145H134ZM136 144H138L137 146H136ZM139 144L141 145V146H139ZM145 144H146V147H145ZM153 144H154V146H153ZM158 144H159V146H158ZM176 144V145H175ZM211 144H213V145H211ZM217 144V145H216ZM156 145V146H155ZM161 145V146H160ZM167 145V146H166ZM171 145V146H170ZM63 146V147H62ZM153 146V147H152ZM158 146V147H157ZM209 146V147H208ZM229 146V147H228ZM58 147V148H57ZM61 147H62V149H61ZM141 149H140V148ZM150 147V148H149ZM207 147V151L205 150V148ZM116 149L114 150V149H112V148H109V150H105V148H104V150L103 149H101L102 151H104V154L105 155H103V153L101 152H99V149L98 148H93V153L94 154H90V156H91V158H90V160H88L86 163H85V166L84 167H82V169H80V170H78L74 175H69L68 176V179L66 180V181H61V179H59V180H57V182H59V183H57L56 185H55V188L54 187H52V184H50V185H47L46 186V188H44V187H42V191L40 192V194H35V195H33V196H31L30 197V193H32L34 190H36L37 188H38V185H36L35 184V182L34 181H32L33 179H35V178H37L38 176H36V175H34V173L33 172H35V170H30L29 171V174H27L26 175V179H25V181H26V200L24 201L25 202V204H23L22 206H21V208L19 209V210H17L15 213H13V214H11V215H9L6 219H1L0 220V225H1V227H0V236L2 235V234H4L8 229H10L11 228V226L13 225V224H15L16 223V221H17V219H19L24 213H25V210H30V209H33V208H35V207H37V205H39V204H41L44 200H46V199H48V198H50L54 193H57V191H60L61 189H64V188H68L69 186L71 187L72 185H74L76 182H77V179H79V177L81 178V177H83V175L88 171V169L89 168H92V169H94V168H96L97 166H99L100 164H105V163H107V162H105V161H108L109 162V160L111 161V159H116L115 157L118 155V153L116 152V150H117V147H115ZM133 148H135V149H137V150H135V149H133ZM146 148V149H145ZM153 148H155V149H153ZM236 148V149H235ZM55 149L57 150V151H55ZM59 149V150H58ZM111 149V150H110ZM140 149V150H139ZM143 149V150H142ZM151 149H153L152 151H149V150H151ZM159 149V150H158ZM131 150V151H130ZM133 150V151H132ZM51 151H49V153L51 152ZM63 151V152H62ZM110 151H111V153H110ZM115 151V152H114ZM146 151V152H145ZM148 151V152H147ZM205 151V152H204ZM51 152V153H52ZM109 152V153H108ZM115 153H117V154H115ZM136 153V154H137ZM141 153V154H142ZM203 153V154H202ZM226 153V154H227ZM187 154H188V156H187ZM94 155V156H93ZM98 155H99V157H98ZM186 155V156H185ZM111 156V157H110ZM190 156V157H189ZM192 156V157H191ZM87 157V156H86ZM100 159H98V158ZM108 157H109V160H108ZM188 157V158H187ZM198 157V158H197ZM210 157V158H209ZM190 158V159H189ZM205 158V159H204ZM94 159V160H93ZM103 159V160H102ZM107 159V160H106ZM188 161H187V160ZM200 159V160H199ZM102 160V161H101ZM192 160V162H193V160H194V163H191L190 161ZM180 161H182V162H180ZM183 161H184V163H183ZM97 162H98V164H97ZM105 162V163H104ZM186 162V163H185ZM188 162V163H187ZM196 162V163H195ZM91 163H92V165H91ZM180 163V164H179ZM183 163V164H182ZM190 163V164H189ZM187 164H189V165H187ZM179 165V166H178ZM185 165H187L186 167H185ZM192 165V166H191ZM92 166V167H91ZM190 166V167H189ZM87 167V168H86ZM175 167V168H174ZM166 168V169H165ZM174 168V169H173ZM188 168V169H187ZM176 169H177V172H176ZM185 169V170H184ZM71 171L72 169L70 168V169H67L66 171ZM166 170H168V171H166ZM172 170H174V171H172ZM32 171V172H31ZM170 171L172 172V173H176V175H175V173L174 174H171L170 173ZM193 171V172H192ZM84 172V173H83ZM156 172L154 173V175H151V177H155L156 175ZM160 172H162L161 174H160ZM33 173V174H32ZM61 173H63V171L61 172ZM164 173V174H163ZM170 174V175H172V177L171 176H169L168 174ZM189 174H187V175H189ZM82 175V176H81ZM166 175H168V176H166ZM187 175H185V176H183L180 180H183L184 178H186V176ZM29 176H31V177H29ZM35 178H34V177ZM158 176H156V177H158ZM164 176H166L167 178H165ZM29 177V178H28ZM75 178V180H74V178ZM77 177V178H76ZM169 177V178H168ZM174 177V178H173ZM32 178V179H31ZM165 178V179H164ZM28 179V180H27ZM30 179H31V181H30ZM166 179H169V180H166ZM176 179V180H175ZM162 180V181H161ZM166 182H165V181ZM24 181V182H25ZM125 182H126V180H124V181H122V182H120L118 185L116 184H112V185H109V186H107L108 188H105L104 187V191H105V193H104V191H102L101 193V195H100V193H98V194H96V195H98L97 197L94 195V196H92V198L90 199V200H88L83 206H82V208H81V210H79V212L77 213V214H75L73 217H75L73 220H68L66 223H68L69 225H68V227H67V225L65 224V222H64V224L63 225H54V226H52V228H49V229H47L46 231H42V233H40V234H33V233H31V232H24L21 236H20V238H19V236H18V239L17 240H19L20 242H22V243H26L25 245V247H24V253H22V252H20L19 254V260H23L22 259V257H24V260L26 259V255L27 254H29V255H27L28 256V258L29 259H31V260H33L34 258L36 259V260H38V261H48V262H50V263H52V262H54L53 264H57L56 262H58L59 261V259L61 260H63L64 258L66 259V253H65V251L62 249V246H65V245H67V244H72V247H73V245H74V247L73 248H75V249H73V253H72V261L73 262H75L76 264H123V261L125 260L124 259V253H125V250H126V247H127V245L130 247V249H132L133 250V252H132V250H131V258H132V256H133V262H135V254H134V249L133 248H131V245H133V243H131V244H129V234H128V232L130 231L131 232V230L129 229V228H127V226H125V225H128L127 223H123L122 224V226H120L121 228H120V230H118L117 228L119 227H117L115 230L114 229H110V230H107L106 232L105 231H100V227H98V225L97 224H99V223H96V225L94 224V225H90V224H92V222L94 221L92 218H94V216L96 215L97 217H98V215L100 214V211H101V207H100V205H96V204H98L97 202H99V200L98 199H100V197L102 198V197H104V196H110L111 194L113 195V196H115L116 195V191L115 190H117V188L120 190V197H118L117 199H115V200H111V199H107L108 201H105L104 203H103V205L102 206H104V207H110V206H113L114 204L115 205H117V204H121V206L122 205H124L125 203H126V205H128V203H132V202H135V204H137L136 203V201H135V196L137 195V194H139V195H137V196H140L142 193H144V192H147V194H149L151 191L149 190V188L148 187H146V189L147 190H149V191H140V192H137V193H134L133 195H124L123 193V191H122V189L125 187V186H122V185H125ZM30 184V185H29ZM28 185V186H27ZM63 185V186H62ZM60 186V187H59ZM114 186V187H113ZM51 187V188H50ZM59 189V190H58ZM110 189H112V191H110ZM51 190V191H50ZM55 190V191H54ZM53 191V192H52ZM108 192V193H107ZM109 192H110V194H109ZM142 192V193H141ZM25 193V192H24ZM107 193V194H106ZM29 195V196H28ZM40 196V197H38V196ZM104 195V196H103ZM119 195V194H118ZM135 195V196H134ZM46 196V197H45ZM116 197V196H115ZM127 199H126V198ZM129 197V198H128ZM133 197V198H132ZM95 198V199H94ZM32 199V200H31ZM125 199H126V202H125ZM31 200V201H30ZM93 200V201H92ZM119 200H120V202H119ZM122 200V201H121ZM133 200V201H132ZM112 201H113V203H112ZM132 201V202H131ZM23 202V203H24ZM36 202V203H35ZM89 202V203H88ZM91 202V203H90ZM138 202V201H137ZM139 203V202H138ZM34 204V205H33ZM94 204V205H93ZM140 204V203H139ZM92 205H93V207H92ZM125 206V205H124ZM124 206H122V207H124ZM119 208H121V207H119ZM98 209V210H97ZM100 209V210H99ZM15 211V210H14ZM99 211V212H98ZM90 212H91V215H90ZM83 213V214H82ZM85 213V214H84ZM81 214V215H80ZM82 216V217H81ZM96 216H95V220H97L96 219ZM72 217V218H73ZM77 217V218H76ZM88 217V218H87ZM92 217V218H91ZM90 218V219H89ZM86 219V220H85ZM90 220L92 221V222H90ZM75 223H74V222ZM81 222V223H80ZM4 223V224H3ZM79 223V224H78ZM87 223V224H86ZM83 224H84V226H83ZM125 224V225H124ZM65 225V226H64ZM77 225V226H76ZM85 225H87L86 227L88 228V229H85L86 227H85ZM121 225V224H120ZM125 227H124V226ZM62 226V227H61ZM64 226V227H63ZM76 226V227H75ZM90 226V227H89ZM73 227V228H72ZM79 227V228H78ZM81 227H82V229H81ZM85 227V228H84ZM70 228V229H69ZM62 229V230H61ZM72 229H74V231L72 230ZM123 229H124V231H125V234H124V231H123ZM129 229V231H127L126 232V230H128ZM54 230H56V231H54ZM59 230H61V231H59ZM88 231V232H86V231ZM91 230H93L92 232H91ZM117 230H118V232L120 231V232H122V233H120L119 232V234H118V232H117ZM122 230V231H121ZM63 231H65V232H63ZM84 233H83V232ZM96 231V232H95ZM68 234H67V233ZM74 232V233H73ZM94 232H95V234H96V236H95V234H94ZM108 232V233H107ZM115 232V233H114ZM129 232V233H130ZM60 233V234H59ZM71 233V234H70ZM82 233V234H81ZM86 233V234H85ZM99 233V234H98ZM92 234V235H91ZM98 234V235H97ZM104 234V235H103ZM107 234V235H106ZM111 234H113V235H110ZM25 235V236H24ZM52 235V236H51ZM87 235V236H86ZM102 236V238L103 239H101V237L100 236ZM123 235V236H122ZM126 235V236H125ZM51 236V237H50ZM89 236H90V238H89ZM65 237V238H64ZM78 237V238H77ZM100 237V238H99ZM107 237V238H106ZM115 237V238H114ZM119 237V238H118ZM46 238V239H45ZM73 238H74V240H73ZM89 238V239H88ZM96 238H97V240H96ZM114 238V239H113ZM37 239V240H36ZM90 239H92V240H90ZM34 240V241H33ZM71 240V241H70ZM77 240H79V241H77ZM90 240V242H87V241H89ZM94 240V241H93ZM114 240L116 241V242H114ZM92 241L94 242V243H92ZM99 241V242H98ZM105 241V242H104ZM110 241V242H109ZM72 242H74V243H72ZM86 242H87V245H89L90 247L88 248V246L86 245ZM102 242H103V244H102ZM50 243V244H49ZM77 243V244H76ZM90 243V244H89ZM91 243H92V245H94L93 246V248H92V250L93 251H91ZM108 245H107V244ZM114 243V244H113ZM116 243V244H115ZM112 244H113V246H116V248L115 247H113L112 246ZM35 245H36V247H35ZM51 245H52V247H51ZM98 245H100V246H102V245H105V246H102V247H99ZM118 245V246H117ZM50 246V247H49ZM55 246H58V247H60V252H59V254H58V256L56 255V254H54V248L53 247H55ZM99 247V249H101L100 250V252L98 251L99 249H98V247ZM107 246H109V248L107 247ZM35 247V248H34ZM87 247V248H86ZM105 247V249H106V253H108V255H106V253H105V249H103ZM133 247V246H132ZM31 248H32V250H34V251H31V253H29L28 251H30L31 250ZM34 248V249H33ZM40 248V254H38V253H35V250L36 249H39ZM81 248V249H80ZM112 248V249H111ZM115 248V249H114ZM118 248V249H117ZM89 249V250H88ZM88 250V251H87ZM108 250V251H107ZM109 250H110V252H109ZM27 251V252H26ZM38 251V250H37ZM36 251V252H37ZM41 251H43V252H41ZM96 251H97V253H96ZM117 251V252H116ZM25 252H26V254H25ZM33 252V253H32ZM77 252H79V254H77ZM88 252V253H87ZM6 249H5V246H4V244H3V241L2 240H0V264H1V262H4L7 258H6ZM89 253H91V254H89ZM117 253H118V255H117ZM21 254L23 255V256H21ZM30 254H32V256H33V258L31 257V255ZM78 255V257H77V255ZM83 255V257H82V255ZM101 254H102V256L103 257H101ZM90 257H89V256ZM93 255V257L91 258V256ZM112 257H111V256ZM40 256H42L41 258H40ZM98 256V257H97ZM118 256V257H117ZM31 257V258H30ZM74 257V258H73ZM78 258V260H77V258ZM117 257V258H116ZM42 258H44V259H42ZM84 260H83V259ZM91 258V259H90ZM110 258V259H109ZM119 258V259H118ZM122 258V259H121ZM64 259V260H65ZM81 259H82V262H81ZM100 259V260H99ZM105 259V260H104ZM121 259V260H120ZM85 261V262H84ZM87 261V262H86ZM92 261V262H91ZM100 261H101V263H100ZM111 261V262H110ZM77 262H79V263H77ZM81 262V263H80ZM95 262V263H94ZM74 263V264H75Z\"/></svg>",
  "mask_w": 264,
  "mask_h": 264
}]
</instances>
